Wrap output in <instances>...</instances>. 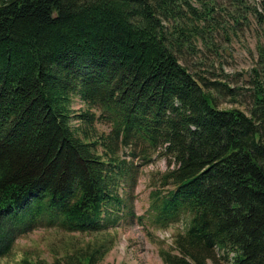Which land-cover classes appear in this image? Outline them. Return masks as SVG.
Here are the masks:
<instances>
[{"label":"trees","instance_id":"16d2710c","mask_svg":"<svg viewBox=\"0 0 264 264\" xmlns=\"http://www.w3.org/2000/svg\"><path fill=\"white\" fill-rule=\"evenodd\" d=\"M253 23L264 30V0H0V258L39 225L92 234L184 219L164 264H264V50L246 110L219 108L241 88L184 60ZM73 95L87 108L75 113ZM154 155L167 168L136 215ZM106 236L51 264H100Z\"/></svg>","mask_w":264,"mask_h":264},{"label":"rangeland","instance_id":"374dc122","mask_svg":"<svg viewBox=\"0 0 264 264\" xmlns=\"http://www.w3.org/2000/svg\"><path fill=\"white\" fill-rule=\"evenodd\" d=\"M254 23L249 28L245 27L240 33L229 32L226 36H223L220 30L214 37L215 51H210L199 43L197 52L187 54L184 58L191 72L211 81L225 80L230 87L241 88L239 101L234 98L225 99L218 105L221 109L246 110L249 104L247 96L250 93L251 68L257 66L260 47L264 50V30ZM185 62L180 60V63L185 64ZM241 100H244L245 104H241ZM86 108L77 96H72L71 109L75 113ZM91 112H96V109H91ZM71 124L79 125L83 129L87 128L85 123L78 120L71 121ZM94 128L97 133H107L110 126L108 122L98 120L94 122ZM126 152L127 150H121L120 154L130 160V155H124ZM135 160L138 162L137 159ZM166 168L167 159L156 155L151 162L139 167L132 192V205L136 215L142 216L148 207L151 176ZM124 185L125 189H120L122 195L127 189V185ZM184 228V219L167 228H158L146 219L136 220V218L123 221L107 232L92 234L69 233L57 226L39 225L19 236L12 251L0 258V264H22L23 258L32 262L45 261L51 264L54 258L63 256L66 251L84 247L87 243L106 235L113 238L114 244L100 264H164L159 256V249L172 248L175 235ZM207 264L213 263L209 261ZM218 264L230 263L219 260Z\"/></svg>","mask_w":264,"mask_h":264}]
</instances>
